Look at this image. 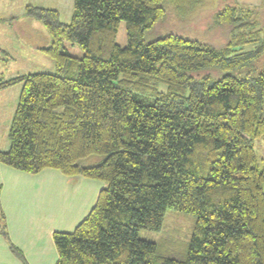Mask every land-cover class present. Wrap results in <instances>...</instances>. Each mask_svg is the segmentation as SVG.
<instances>
[{
  "label": "trees",
  "instance_id": "obj_1",
  "mask_svg": "<svg viewBox=\"0 0 264 264\" xmlns=\"http://www.w3.org/2000/svg\"><path fill=\"white\" fill-rule=\"evenodd\" d=\"M201 5L74 0L68 24L26 6L51 38L41 51L55 72L0 77V89L21 85L0 163L105 183L73 232L53 234L56 264H264V159L253 147L264 139V0L214 15L229 27L220 48L144 39L166 6L185 16ZM167 210L194 218L184 259L138 236L159 231Z\"/></svg>",
  "mask_w": 264,
  "mask_h": 264
},
{
  "label": "crops",
  "instance_id": "obj_2",
  "mask_svg": "<svg viewBox=\"0 0 264 264\" xmlns=\"http://www.w3.org/2000/svg\"><path fill=\"white\" fill-rule=\"evenodd\" d=\"M235 1L246 6H255L261 2ZM8 2L11 10L0 17V26L17 22L12 11L13 0ZM26 5L22 4V7ZM23 10L20 9L19 12L25 19L24 22L33 23V17L27 16ZM0 33L2 34L1 30ZM43 39L41 45L34 46L39 52H42L40 48L50 44L49 36L43 35ZM3 47L0 44V58L8 57L10 60ZM6 61L4 60L5 63ZM0 74L4 80L15 77L6 78L3 73ZM16 85L0 89V106L9 102L7 95L16 91ZM14 101L16 109L17 93ZM9 119L12 120L10 117ZM8 148V139L5 141L2 138L0 150ZM104 186V182L99 183L80 175L66 176L54 169L29 174L0 163V264H56L58 255L53 234L73 232L93 208Z\"/></svg>",
  "mask_w": 264,
  "mask_h": 264
},
{
  "label": "rangeland",
  "instance_id": "obj_3",
  "mask_svg": "<svg viewBox=\"0 0 264 264\" xmlns=\"http://www.w3.org/2000/svg\"><path fill=\"white\" fill-rule=\"evenodd\" d=\"M73 1L13 0L12 11L17 17V22L8 26H0L2 32V34L0 33V44L4 46L3 50L10 57V60L8 57L0 58V73H3L6 78L30 73H54L53 60L34 48V46L42 44L43 35L49 36L47 30L38 19L33 18V23L24 22L25 19L21 17V12L19 11L20 9L23 10V8V11H25L27 5L55 10L58 13V20L61 23L68 24L72 17ZM233 1L202 0V5L194 13L185 16L174 13L169 6H166L165 15L151 29L147 30L144 39L145 41H150L168 34H174L185 39L197 40L200 43L220 48L228 39L229 27L227 25H215L214 15L227 4H232ZM22 4L27 5L22 7ZM9 10L11 8L8 0H1L0 17H3ZM261 20L264 23V9L261 11ZM117 43L120 46L126 44L122 22L119 25ZM69 51L72 55H82V51L77 47L69 46ZM4 60H7L6 63ZM205 73H208V71ZM216 74V71L210 72L212 76H216ZM20 89L21 85H16V88H14L16 91L9 92L10 94L7 95L9 102L3 104L4 106H0V141L2 138H5V141L8 139V130L11 123L9 117L12 118L15 111L13 105L15 104L14 95L17 93L18 99ZM253 147L258 158L264 159V139L254 140ZM95 160L96 157H90L84 160L83 164L93 165ZM97 182L103 183L99 180ZM193 223V217L174 210H167L159 231L140 228L138 229V236L141 239L154 242L157 248V255L184 259Z\"/></svg>",
  "mask_w": 264,
  "mask_h": 264
}]
</instances>
